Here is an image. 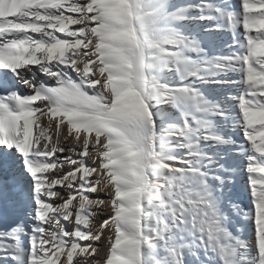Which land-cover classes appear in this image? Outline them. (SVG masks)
<instances>
[{
    "label": "snow or ice",
    "instance_id": "snow-or-ice-1",
    "mask_svg": "<svg viewBox=\"0 0 264 264\" xmlns=\"http://www.w3.org/2000/svg\"><path fill=\"white\" fill-rule=\"evenodd\" d=\"M90 261L264 264V0H0V264Z\"/></svg>",
    "mask_w": 264,
    "mask_h": 264
},
{
    "label": "rangeland",
    "instance_id": "rangeland-1",
    "mask_svg": "<svg viewBox=\"0 0 264 264\" xmlns=\"http://www.w3.org/2000/svg\"><path fill=\"white\" fill-rule=\"evenodd\" d=\"M64 134L67 135V129L64 130Z\"/></svg>",
    "mask_w": 264,
    "mask_h": 264
},
{
    "label": "bare ground",
    "instance_id": "bare-ground-1",
    "mask_svg": "<svg viewBox=\"0 0 264 264\" xmlns=\"http://www.w3.org/2000/svg\"><path fill=\"white\" fill-rule=\"evenodd\" d=\"M62 142H63V141H62ZM69 143H71V140H69ZM101 243H103V241H102ZM89 264H91V261L89 262Z\"/></svg>",
    "mask_w": 264,
    "mask_h": 264
}]
</instances>
